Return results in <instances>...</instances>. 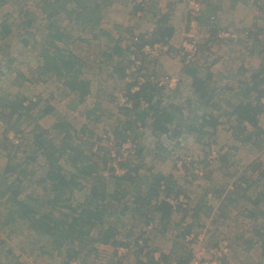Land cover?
<instances>
[{"label":"rangeland","instance_id":"rangeland-1","mask_svg":"<svg viewBox=\"0 0 264 264\" xmlns=\"http://www.w3.org/2000/svg\"><path fill=\"white\" fill-rule=\"evenodd\" d=\"M167 1L148 0L144 5H141L136 0H112V4L109 7L104 3V16L102 15L101 28L98 30L100 33L99 40L108 46V48L110 47V50L115 46H119L123 50L129 44L131 45L129 49L130 54L126 52L125 54L123 53V56L117 58L119 61H123L125 66L130 62V71H132L133 67H137V62H139V68L132 72L129 77L133 76L136 72L142 74L168 75L176 78L177 81L179 79L178 85L181 80H185L187 84L186 80H189L191 76L184 72L186 66L181 60L180 55L178 56V51L182 50L180 46L182 39L185 38L184 34L193 29L191 26L193 19L191 20L188 12V4L184 2L185 0L170 3L173 5H181L180 8L183 9V15L179 16V28H176V40L171 41L170 39L172 38L168 40L166 38L161 39V24L159 20L164 16L163 10L166 8ZM98 3L96 2V4ZM139 5L141 6L139 7ZM207 5L209 8L214 6L210 2ZM258 6L260 8L255 9V11L261 14L259 18L264 21V2H260ZM50 8L51 0H6L5 5L0 6V24H6L2 22H8V24L15 23L13 29L16 30V33H19L18 40H13V35L0 38V102H17L20 98L24 97L27 99L25 101L27 104L31 99L34 100L35 97H38L41 100V105H43L48 102L53 92H57L55 95L60 101V103H57L51 98L50 103L52 104L53 111L35 122L34 119L37 117V110H31L29 108V110L21 113L22 117L18 116V119L14 117L11 120L14 115L11 117L10 110L0 109V177L6 172L5 165L7 163L16 165L17 163H24L26 158L29 159L32 157H36V161H32L27 166L28 180L33 178L31 176L33 172H42L40 166L45 163V160L39 156L41 152L39 153L33 145L32 133L34 134L36 132L34 131L35 124L41 126L42 130L46 132L44 137L46 140L52 141L59 147L63 144L66 134L57 132L56 124L64 121L66 124H70L72 135H74L69 143L73 145L81 144L87 149L91 145L90 142L96 144L103 137L109 140L110 132L106 131H111V128L115 124L123 121L124 114H122L121 109H127L120 107L117 100H115L114 91L117 89L126 90L127 84L129 83L127 80L130 79L129 77H127L125 82L119 79H109L106 81L105 92H102L103 96H101L104 98L105 103L100 104L98 101H94V98L91 99L89 97L79 102L77 105L78 109L72 110L69 108V101L72 99L70 96L72 94L67 96L69 91L63 86L65 84L64 80L56 78L49 71L40 70L43 67L41 48L48 47L51 50L54 49L53 45L47 40L48 19L51 23V19L48 17ZM60 13V18L64 21V12L62 11ZM24 17H28L29 27H26L27 29L17 30L18 25L24 20ZM115 20H117L118 24H114ZM170 20L173 22L172 24L176 22L174 18ZM193 25L196 26V23H193ZM195 30L197 31L199 43L201 46L207 47V50L205 47L201 48V55L192 66L198 65L199 67H194L199 70L201 69V74H204L205 69L213 63L216 57H220V54H222H219V51L227 46L222 45L221 42V46H216L218 53L210 52L208 43L209 39L213 36L211 35L209 37V25L204 24L202 27L199 25ZM28 31L31 32L29 33L31 35H28ZM65 32L69 33L73 39L71 42L73 52L76 55H83V58H87L88 61L99 58L98 56L102 53V50L108 51V48H99L100 42L96 38L93 39L88 33L74 27V25L69 28V31ZM257 34L259 35L261 33L258 32ZM141 35L143 36L141 38L143 40L139 39ZM87 39L90 42H87ZM240 40L245 44L252 43L259 45L260 42L264 41V38L258 39L255 36H250ZM165 41L171 44L169 51L163 47V49L158 48L161 50L155 52L153 49L154 45L159 42L165 44ZM26 42H28L27 45ZM142 42L149 44L151 50H146L144 45L139 49L138 46ZM215 45L217 44L215 43ZM260 48H264V46L260 45ZM246 53L236 57V60L248 59L247 57H243ZM251 53L250 51L253 63L247 65L245 71L240 70L233 73L234 77L238 76L241 79V85L246 82L247 75L250 72H253L259 65L264 64L263 54L262 56L257 52ZM210 54L214 55L210 56ZM220 64L222 63L220 62ZM114 66L115 63L113 62L105 66V69L107 72L114 73ZM166 67H170V69L168 68L169 70H166ZM219 69H223V64L219 66ZM228 83L233 84V82ZM93 90H95V87ZM243 92L244 86L240 90L238 88L235 90V94ZM185 93L186 91H184L181 98L186 96ZM62 94H66L63 95V99ZM235 94L232 95V99L234 100L236 99ZM252 94L247 92L244 97H249L251 100V98L253 99ZM167 95L168 93H163L160 95V99H168L166 97ZM190 105L192 107L188 110L186 109L184 113V119L186 121H189L188 115L191 113V110L195 113L197 111L196 106H193L194 104ZM260 122L264 128V116L261 117ZM8 129L9 140L17 144L19 146L18 148L15 145L12 146L11 142H8V146H3L5 142L4 133ZM85 130L88 132L83 133ZM207 132L211 134L210 130ZM186 139L182 138L179 140L178 142L180 143L175 146V150L173 151L175 154L169 156V154L164 153L157 147V138L147 133L142 138V148H144L142 155L138 158L132 156L128 158L123 157L122 159L127 169L135 168L139 164L142 175H148L150 173L148 171L149 168L155 165L156 172H161L165 175L170 174L174 176L177 182L183 185V195H180L178 199L171 197L170 201L175 207L178 204H182L186 207V210L175 212L173 220H170L166 227L156 223L157 227L147 233L151 248L158 250V254L160 252L168 253L171 263L174 264L176 263L175 259L179 260L180 258L187 262L193 256L194 252L198 250L197 248H211L225 241L230 245V254L229 259L227 257L224 264H262L264 259V216L261 217V232L257 233L256 236L254 235L256 240L253 241H257V245L254 247L253 254L251 249L248 248V243L245 244L243 250L239 249L238 243L232 241L233 235L231 232L254 234L253 229L255 228L253 227L257 223L253 218L246 215V212H248V209L245 208L246 203L244 204L242 200H236L230 196L236 192L237 178H244L248 181L247 184L251 187L248 194H254V197H256V194L264 191V183L255 186L254 181H252L254 180L252 178V174H254L252 173L253 169H258L259 173L264 172V142H261V144H254L253 142L242 143L233 138L231 133L222 129L220 126L217 134L215 133L213 136H209V140L212 142L211 147L207 146L208 148H204V146L196 143L195 139L191 137H186ZM156 149H158L157 152ZM153 150L155 152L152 154ZM187 151L189 155L183 158L187 154ZM155 153L159 160L154 158ZM210 156L217 157L211 158ZM186 158H189L190 162H194V165L192 164L190 167V171L194 175H189L188 177L186 176V171L181 170ZM225 171L230 172L227 176L233 173L238 174L227 177L226 183H224L223 178H220V180L216 179L214 180L215 185H213L215 175L225 173ZM208 174L213 175L208 178ZM244 179L243 182L246 184ZM202 183L209 184V186L204 189L201 186ZM37 188L41 191V186ZM201 191L203 192L202 194ZM244 201L247 200L244 199ZM8 214L9 208L6 209L0 204V264H10L16 258H21L20 261L24 264H70L73 261L79 264H104L106 261L107 264H135L137 262H144L148 258L142 253L138 256L135 253H130L120 260H115L117 253L113 252L114 247L111 245L102 246L99 243L90 245L88 242L84 243L82 246L84 247L83 250L78 252L79 246H81L78 241L71 245L72 249H75V253L72 254L74 258H70L68 256L69 252L67 253L66 251H69L67 247L62 251H56L50 247L43 249L42 245L38 243L34 231L26 223H22L17 216H9ZM230 222L234 225H230ZM244 222H247L245 226H243ZM156 224L153 223L151 225L156 226ZM187 225L191 227L189 228L191 231L190 234L202 236L203 244L189 245L180 238L174 239V237L172 239L168 236V228L171 227V229L177 230L178 234L180 229L177 226L183 227ZM136 226L134 227V232L132 231L134 233L132 238L144 232L143 225L136 224ZM128 230L123 231L118 236L120 241L124 242L128 239L126 238ZM205 235L209 238L204 239ZM252 236L248 237L253 238Z\"/></svg>","mask_w":264,"mask_h":264},{"label":"trees","instance_id":"trees-1","mask_svg":"<svg viewBox=\"0 0 264 264\" xmlns=\"http://www.w3.org/2000/svg\"><path fill=\"white\" fill-rule=\"evenodd\" d=\"M67 1L73 2V0H65V3L64 0H52L51 5H56L62 10ZM91 1H83L84 10L75 14L77 22L74 27L88 33L93 39L99 40L98 30L101 28L104 6L106 4L109 7L112 0H97L98 4L94 0ZM168 2V4L176 3L172 0ZM184 2L188 3V0ZM5 3L6 0H0V6ZM49 14L53 15V11L50 12V9L48 16ZM212 17L216 20L208 31L217 41L220 31L217 25V16L214 14L209 17L203 16L202 13L201 17L196 20L202 27L204 24L209 25ZM159 21L161 28L166 27L162 31L163 33H160L161 39L168 40L172 37V30L167 28L166 16H162ZM2 23L6 24H0V38L13 35V40H18L19 33L13 29L15 23ZM26 27H29L28 17H24L17 30L27 29ZM47 29V40L54 49L41 48L43 67L40 70L49 71L56 78L64 80L63 86L69 91L67 96L72 94L78 98L77 104L90 93H102L100 86H97L99 82L96 83L95 79L89 77L91 69L95 68L96 64L110 65L114 62L113 71L121 72L123 75L130 67V62L125 66L123 61L117 59L123 56V53L129 52L130 54V44L123 50L119 46L111 48L110 51L102 50L99 58L88 61L87 58L83 60L73 52L72 37L69 33L61 31L54 21L50 23L48 19ZM27 33L31 35L29 34L31 32ZM142 37V35L139 36V39ZM27 44L28 42H26ZM145 44L146 42H142L138 48L141 49ZM199 46L200 43H198ZM170 47L171 44L168 51ZM180 52L179 50L178 56L181 55ZM181 60L186 66L184 72L191 78L186 80L187 84L185 80H181L173 90L158 88L150 80V77L158 79L168 75L136 72L129 77L126 90H119V92L121 91L129 100H132L133 107L121 109L124 114L123 121L115 124L111 131H106L110 132L109 140L103 137L96 144L90 142L91 145L87 149L81 144H70L69 142L74 136L71 126L62 121L56 124V131L66 135L63 144L58 147L52 141L46 140L44 138L46 132L42 130L41 126L35 124L34 131L36 132L32 133L33 145L39 153L41 152L39 156L45 160V163L40 166L42 172H33L31 174L33 178L30 180L27 178V166L32 161L35 162L36 157L26 158L24 163L16 165L7 163L5 165L6 172L0 177V204L6 209L9 208V216H17L22 223H26L34 231L37 241L43 249L50 247L56 251H62L67 247L69 249V251L66 250L67 253L69 252L68 256L74 258L72 254L75 253V249H72L71 245L76 241L81 245L78 252L83 250L82 246L87 242L90 245L97 243L102 246L111 245L114 247V252L120 246H129L134 243L136 244L134 253L138 256L144 252L139 241L147 236L150 231L149 225L159 223L166 227L170 220H173L175 212L186 210L182 204L175 207L170 201L171 197L178 199L184 193L183 185L177 182L174 176L156 172L155 165L149 168L148 175L141 174L139 164L132 169L125 168L123 157H140L144 151L142 138L147 133L157 138V147L169 156L175 154L173 151L175 146L180 143L178 141L182 138L187 140L186 137L195 139V142L204 148L211 147L212 142L209 140V136L217 134L219 126L242 143L261 144L264 142V128L260 122L261 117L264 116V103L262 102L264 99V64L250 72L246 82L241 85V79L238 76L225 78L226 81L221 78L217 79L216 73L211 70L213 64L205 69L204 74H201V69L196 68L199 67L198 65L192 66L198 60L197 58L189 63L186 62V58ZM139 76H144L147 82L137 87ZM105 81L101 83L103 84ZM228 82H233V84ZM242 86H244V92L235 94V90L237 88L240 90ZM94 87L95 90H93ZM184 91H186V96L181 98ZM247 92L253 93V99L244 97ZM55 93L57 92L51 93V98L60 103ZM163 93H168L166 96L168 99H160V95ZM234 94L235 100L232 99ZM63 95L66 94H62V99ZM51 98L46 104L41 105V100L38 97H35L34 100L31 99L27 104L25 102L27 99L22 97L17 102H0V109L10 110L11 117L14 115L11 120L14 117H17L15 119H18V116L22 117L21 113L29 108L37 110L35 122L53 111L50 103ZM73 101L76 100L70 99L69 105L75 106L76 103ZM190 104H194L197 111L195 113L191 110L188 115L189 121H186L184 113L186 109L192 107ZM209 130L211 134L207 132ZM8 132L9 129L4 133V147L8 146V142H11ZM87 132L83 131V133ZM128 142L134 144L136 148L134 153L124 156L121 153V148ZM11 145L19 147L13 142ZM113 151L116 153L117 159L121 160L117 164H115L116 159L112 156ZM157 151L158 149H156ZM154 152L155 150L152 154ZM186 153L183 158L189 155L188 151ZM154 158L159 160L156 153ZM192 164L194 165V162L183 166L187 177L194 175L190 171ZM255 170L253 169V172ZM257 182L264 183V172L260 173ZM40 186L41 191L37 188ZM250 201L264 203V191L256 194V197ZM136 224L143 225L144 232L132 238L134 227H137ZM177 227L180 230L174 239L180 238L185 242L184 236L191 232L189 229L191 227L189 225ZM127 229L130 230L126 234L128 239L122 242L118 236ZM258 239L260 240V238ZM143 241L146 245L147 240L143 239ZM188 244L193 245L192 243ZM248 248H254V241L248 243ZM145 257H148V264H153V253L148 252ZM160 258L165 263L172 264L168 253H161ZM20 259L16 258L10 264H24ZM175 262L174 264H187L182 258L175 259Z\"/></svg>","mask_w":264,"mask_h":264},{"label":"crops","instance_id":"crops-1","mask_svg":"<svg viewBox=\"0 0 264 264\" xmlns=\"http://www.w3.org/2000/svg\"><path fill=\"white\" fill-rule=\"evenodd\" d=\"M83 1L84 0H78V1L73 0V2L67 1L62 10L56 5H53V6L51 5L50 12L53 11V15L51 16L49 14L48 17H50L52 22L54 21V23L57 25V27L61 31H69V28H71V26L75 25V23L77 22V20H76L77 12H81L82 10H84L83 7L85 6V4H83ZM94 1L98 2L97 0H94ZM205 1H206V5H205ZM207 1L208 0L203 1L204 2L203 15L208 16V17L212 14L216 15L217 16V25L219 27V30H222V29L230 30V31L234 32L235 34H237V38L230 40L227 47H225L224 49H222L220 51L218 50L219 54L220 53H222V54H220V57H216L214 59L213 63H211V64H213V67L211 68V70H212V72L216 73L217 79L221 78L224 81H226L227 79H225V78L233 77L234 76L233 73L235 71H240V70L245 71L247 65H250L253 63V59L250 55V51L252 52L251 54L257 52L260 55H262V54L264 55V48H260V45L264 46V41L260 42L259 45H255L252 43L245 44V43H242L240 40V39L248 38L250 36H255V38H258V39L264 38V34H262L264 32V21L260 20V18H259V15H261V14H259V12L255 11V9L260 8L258 5L260 4V2L261 3L264 2V0H252V2H251V0H216V1L215 0H209L210 3L214 4V6H212L211 8H209V6L207 5L209 3ZM91 2H93V0ZM64 3H65V0H64ZM251 3H253V4H251ZM180 7H181V5L167 4L165 10H163L164 16H166V18H167V28H170L172 30V37H171L172 39H170L171 41H173L174 39L176 40V38H175L176 37V28H179V16L183 15V9ZM62 11L64 12V14H63V20L64 21H62V18H60V16H61L60 12H62ZM205 11H207V12H205ZM70 14H72V15H70ZM171 18L176 19V22H174V24H172L173 22L170 20ZM114 24H118L117 20H115ZM223 25L225 26L224 28H223ZM165 28L166 27L160 28L161 33H163L162 31L165 30ZM173 28H175V29H173ZM247 31L250 34L248 36H244V33ZM258 32H260L261 34L258 35L257 34ZM86 41L89 42L90 40L87 39ZM98 41L100 42V44L98 46L99 48H101V49L108 48V46L103 44V42L101 40H98ZM216 44H217L216 46H221L220 43H218L217 41H216ZM204 47L205 46H200V50H201V48H204ZM205 48L207 50V47H205ZM245 50L247 51V53ZM108 51H110V47L108 48ZM213 52H217L216 47H215V50ZM244 53H246V54L243 57H247L248 59L241 60V61L236 60V57L242 56V54H244ZM213 55L214 54H212V55L210 54V56H213ZM215 55H217V54H215ZM78 56L80 58H82L83 60H85L83 58V55H78ZM218 59H220V60L218 61ZM220 62L223 64L222 70L219 69V66L222 65V64H220ZM92 64H93V61H92ZM105 66H107L106 63L96 64L95 68L93 67L91 69V75L89 76L90 78L95 79L96 81L99 82L98 87L100 86L102 92H105L104 89L107 85L106 81L109 79H113V80L119 79V80H122L123 82H125V80H127L126 71H125L124 75L121 72L118 73L117 71H115L114 73L107 72L105 69L106 68ZM168 68L170 69V67H168ZM168 68L166 67V70H169ZM103 81H105V82L102 84L101 82H103ZM119 90L120 89H117L114 91V97H115V100H117V102H118L117 93L119 92ZM101 96H103L102 93L101 94L100 93H95V94L90 93L86 98L91 97V99L94 98V101H98V103H100V104L105 103L104 98H102ZM70 97H72V99L76 100V101H73V103L75 102L76 104H75V106L70 104L69 108L72 110L76 109L77 105H78L77 104L78 100L74 95H71ZM96 98H97V100H96ZM107 103H110V102H107ZM228 173H230V172L225 171V173L216 174L215 177L213 178V185H215L214 180H216V179L220 180V178L221 179L223 178L224 183H226L227 177L236 176L238 174V173H233V174H230V176H227ZM252 173H254V174H252V176H253L252 178L254 179L253 180L254 185L257 186L259 184L257 182L258 176L260 175L259 170L256 169ZM209 174L207 175V177L208 178L212 177L213 174H211V175H209ZM243 179L244 178H240V179L237 178L236 192L233 195H231L230 197L233 199H236V200L240 199L243 201L244 204L246 203L245 208L248 209L247 210L248 212H246V215L250 218H253V220L257 223V225L253 227V228H255V229H253L254 234H246V233L239 234L235 231L231 232L233 235L232 241L237 242L238 248L241 250H243L246 243H249L250 241L256 240L255 239L256 234L260 233L261 229H262L261 217L264 216V210H263L264 209V207H263L264 203H255V202L250 201L251 199H254V196H253L254 194H248V191L251 189V187L247 184L246 179H244L246 181V184L243 182ZM201 186L204 187V189H206V187H208L209 184L202 183ZM233 186H234V183H233ZM216 188H217V186H216ZM258 190H260V189H258ZM202 193L203 192L201 191V194ZM209 196H211V195H209ZM206 198H207V196H206ZM244 199L247 201H244ZM207 200H208V198H207ZM230 201L233 202L232 200H230ZM233 204L235 205L234 202H233ZM222 207H223V205H222ZM256 210H259V211H256ZM253 214H254V217L252 216ZM226 223H228V222H226ZM229 224L234 225L232 222H230ZM246 224H247V222H244L243 226H245ZM251 235H253L252 236L253 238L248 237ZM207 238H209V237H207L205 235L204 239H207ZM217 245H219V244H216L215 246H217ZM256 245H257V241L256 242L254 241V247ZM251 252L253 254L254 248L251 249ZM228 259H229V256H228ZM224 262H225V260H224Z\"/></svg>","mask_w":264,"mask_h":264},{"label":"built area","instance_id":"built-area-1","mask_svg":"<svg viewBox=\"0 0 264 264\" xmlns=\"http://www.w3.org/2000/svg\"><path fill=\"white\" fill-rule=\"evenodd\" d=\"M137 3L144 5L148 0H136ZM172 1H180V0H172ZM203 1L204 0H188V7H189V12L192 18H198L202 12H203ZM216 18L212 17L210 20V24H213L215 22ZM192 30H190L188 33L184 34V37L182 39L181 42V52H180V58H186V62L189 63L190 61H194L196 60V58H198L200 56V50L198 47V43H199V39L197 36V31L195 30L196 26L192 25ZM250 33L247 31L244 33V36H248ZM218 39L221 40L222 43H228L227 40L229 39H236L237 38V34L232 33V32H227L225 30H220L218 32L217 35ZM146 50H151L150 45L149 44H145L144 45ZM163 47L167 50L168 46L166 45V43L164 44L163 42H159L157 44L154 45L153 49L155 50V52L160 51L161 49H163ZM161 48V49H158ZM212 52L215 50V47L212 46L210 49ZM210 51V52H211ZM139 62H137V67H133L132 71H130L131 67H129L126 70V74L127 77H129V75H131L132 72L136 71L139 67ZM129 71V72H127ZM151 83L157 85L158 88L161 89H175L178 86L179 83V79L177 81L176 78L172 77V76H166L163 78H155V77H150ZM138 86L144 84L147 82V79L144 76H140L138 78ZM117 98H118V103L120 105V107L122 108H127V109H131L133 107V102L132 100H129L128 97L125 96L124 93H122L121 91L117 93ZM262 102L264 103V99L262 100ZM1 125V122H0ZM135 145L132 144L131 142L125 143L123 144L122 148H121V153L124 156H127L129 153H134L135 151ZM215 153V152H213ZM112 156L116 159L115 164H117V162H120V159H117L116 157V153L113 151L112 152ZM211 158H216L210 156ZM184 164L189 165L190 164V160L189 158L185 159V161L183 162V166ZM183 166L181 168V170H183ZM156 226L155 225H150L149 226V230L154 229ZM168 235L170 238H174L176 237L177 234V230L175 229H171V227L168 229ZM143 239L147 240V243L145 245V242L143 241ZM184 241L188 244V243H192V244H203V238L201 235H197V234H190L187 233L186 236H184ZM140 246H142L144 252L143 254L146 256L148 252H151L154 254V259H152L153 264H167L164 261H162V259L160 258L161 252L158 254L157 251L158 250H153L150 246V242H149V238L148 236H145L143 238H141V240L139 241ZM136 246V244L131 243L129 246H120L118 248H116L115 252L117 253V257L115 258V260H120L121 258L127 256L130 253H134L135 249L134 247ZM198 250L196 252H194L192 258L190 259V261L187 262V264H224V260L229 256L230 254V245L228 242H221L219 245L217 246H213L211 248H207V247H202V248H197ZM114 252V251H113ZM70 264H79L75 261L71 262ZM104 264H107V261L104 262ZM135 264H148V261L145 260L144 262H137ZM262 264H264V259L262 261Z\"/></svg>","mask_w":264,"mask_h":264},{"label":"clouds","instance_id":"clouds-1","mask_svg":"<svg viewBox=\"0 0 264 264\" xmlns=\"http://www.w3.org/2000/svg\"><path fill=\"white\" fill-rule=\"evenodd\" d=\"M169 1V0H168ZM167 1V4L169 3ZM216 1V0H215ZM175 2H178V1H175ZM188 4V3H187ZM203 7H204V2H203ZM203 10H204V8H203ZM188 12H189V7H188ZM203 13V12H202ZM189 14H190V12H189ZM202 15V14H201ZM201 15L198 17V18H200L201 17ZM191 16V15H190ZM198 18H192L191 17V20L193 21L192 22V25H193V23H196V28L199 26V24H198V22H197V20L196 19H198ZM191 25V26H192ZM209 27H211V24H209ZM222 30H225V29H222ZM190 31V30H189ZM225 31H227V32H232V31H230V30H225ZM188 32V31H187ZM210 32V31H209ZM232 33H234V32H232ZM186 34V33H185ZM211 36V34L209 33V37ZM216 39L214 38V37H211L210 39H209V43H208V45L210 46V49H211V47L212 46H215V43H216V41H215ZM230 40H232V39H229V40H227L228 41V43H222V45H228L229 44V42H230ZM217 41H218V43H220V45H221V40H219L218 39V37H217ZM165 43H166V45L169 47V44L165 41ZM200 46H201V44H200ZM200 46H199V50H200ZM209 49V51H211ZM200 55H201V50H200ZM119 104V103H118ZM167 234H168V231H167ZM169 236V235H168ZM173 239V238H172ZM148 261V260H147Z\"/></svg>","mask_w":264,"mask_h":264}]
</instances>
